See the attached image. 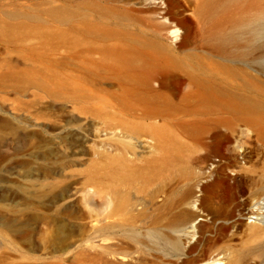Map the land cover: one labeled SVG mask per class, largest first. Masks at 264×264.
<instances>
[{
  "label": "rangeland",
  "instance_id": "obj_1",
  "mask_svg": "<svg viewBox=\"0 0 264 264\" xmlns=\"http://www.w3.org/2000/svg\"><path fill=\"white\" fill-rule=\"evenodd\" d=\"M204 1L0 0V264H264V0Z\"/></svg>",
  "mask_w": 264,
  "mask_h": 264
},
{
  "label": "bare ground",
  "instance_id": "obj_2",
  "mask_svg": "<svg viewBox=\"0 0 264 264\" xmlns=\"http://www.w3.org/2000/svg\"><path fill=\"white\" fill-rule=\"evenodd\" d=\"M169 1H171V0H169ZM149 7L150 8H156L157 6L150 5ZM211 7H212L211 0H205L200 6V11H204L205 13L206 12L208 13L209 8H211ZM188 21H189V18H184L181 22H176V23H174V25L170 26L171 35L174 36L176 39H178V38L183 39L184 33L186 34V31L182 27V24L184 22H188ZM179 31H182V33H180ZM180 45H181V43H179V46ZM204 88L208 94H210V95L212 94V91L210 89H208L206 87H204ZM224 98H226L228 104H230L232 107H234L236 109H246V110L252 111L254 113L252 116V120L255 123H257L261 129L263 128L264 111H263V108L260 107V105H258L257 103L245 102L242 99H236V98H233L230 96H227V97L224 96ZM159 134H160L159 136H161L163 138L166 137V133L162 130H160ZM208 150H209L208 153L205 155V160L209 165H211V164H213L212 163L213 158L219 154L220 150L218 148V144H216V143L209 144ZM212 166H214V165H212ZM212 174L214 175V179H213V181H211L210 183H208L207 185L204 186L205 189L206 188H212V189L215 188L219 183L224 182L228 177L226 175L225 169H223L219 165L215 166L214 170L212 171ZM122 205H123L122 203H119L118 207L116 209H119ZM119 210H121V209H119ZM200 211H202V210H200ZM188 214H189L188 217L184 215L185 216L184 222L185 221L188 222L191 218L193 220V221L191 220L192 223L189 226V229L191 230L189 232L191 235L190 239L175 238L176 244L178 246L183 247L185 252L192 253L193 251H195L199 247V245L204 241L207 233L209 235L214 234L216 238H219L220 236H223L224 234L228 233V231L231 229L230 224L219 223L217 216H213V215L210 216L208 213L206 214L205 212H203L205 221L204 222H196L198 216H196V214L191 213V212ZM249 229L257 231V230H261L262 228L257 226V224H254L253 226H250ZM194 237H197V238L193 242ZM205 240L206 241H212V237L210 236L209 238H206ZM204 260H206V257L203 255H200L197 259H195V261H204ZM208 264H240V263L237 259L236 260L235 259L234 260L229 259L226 263H223L221 261V259L217 258V259L209 262Z\"/></svg>",
  "mask_w": 264,
  "mask_h": 264
}]
</instances>
